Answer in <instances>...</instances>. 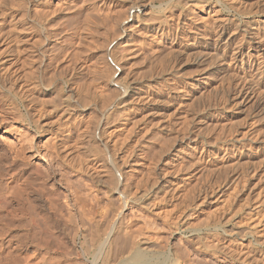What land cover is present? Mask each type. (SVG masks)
<instances>
[{"label": "rangeland", "instance_id": "obj_1", "mask_svg": "<svg viewBox=\"0 0 264 264\" xmlns=\"http://www.w3.org/2000/svg\"><path fill=\"white\" fill-rule=\"evenodd\" d=\"M42 7L54 20L45 46L60 61L48 71L63 67L49 91L36 89L29 66L42 39L30 31L29 14ZM126 18L131 28L119 37ZM0 60L2 81H19L17 100L0 93V141L14 160L38 166L49 187L68 191L66 202L105 191L81 179L77 132L63 145L52 137L102 118L119 77L130 95L108 126L99 120L96 136L131 148L127 177L146 200L141 206L132 197L127 210H141L144 234L169 239L166 250L183 255L180 264H264V0H0ZM61 91L88 98L79 116L64 111Z\"/></svg>", "mask_w": 264, "mask_h": 264}, {"label": "bare ground", "instance_id": "obj_2", "mask_svg": "<svg viewBox=\"0 0 264 264\" xmlns=\"http://www.w3.org/2000/svg\"><path fill=\"white\" fill-rule=\"evenodd\" d=\"M43 4H44L43 6H46L45 3ZM22 6H24V3L23 5L21 4V7ZM43 9L44 8L42 7V9H39L40 12L37 11L38 13L36 12L34 14L33 12H30L29 14V18L32 22L31 25L32 28L30 31L32 32L34 37L35 36L42 37L41 39L42 41L40 39H39L40 41L37 40L38 38L34 39L37 41H34L35 43L33 42L35 44L32 47L34 49V53H33L34 55L31 57V62H30L31 65L29 64V66H32L31 68L32 70H30V77L33 79L36 89L37 87H40V89L43 88V90L49 91L50 90L49 86H53L57 82L56 80L60 79L61 75H63L62 74L63 70H61L63 67L60 68L61 66L58 65L59 68L57 69V66H55L57 72L55 71L53 74L51 73L52 75L48 71V69H51V66L54 64L53 63L54 61L55 64L59 63L60 61L58 62L56 57L53 58L51 55H49L46 49L47 44L51 40L52 29L54 28V27L51 28L52 26L51 23L54 20H50L48 16L49 14H47V12L45 11H42ZM96 10H98V8ZM103 17L107 18L105 17V15ZM136 17L139 18V15H136ZM128 19L129 18H126L123 21L122 25H120L122 29L120 31V35H118L119 37H124L123 33L121 32L125 33L129 28H131L128 27L127 26L128 24H126L127 22H125ZM112 41L114 40L112 39L111 42ZM45 43H47L46 46ZM115 47H111V48H115ZM117 48L119 47L117 46ZM115 51L116 49H114L113 51L110 50V52L105 54H107L108 57L110 56L111 58H113L114 57L113 53H115L116 55ZM119 51L120 50H118L117 52ZM118 57L121 58V60L126 59L123 53ZM115 59L118 60L117 57H115L114 60ZM111 60L114 63L113 59ZM6 63L7 62L5 60H0V68L2 65ZM116 65L117 64L114 63L113 66L116 67ZM57 76L58 78L56 79ZM124 77H122V81H124ZM118 78L116 80L114 79L115 81H113L112 79L111 80L112 82H115V84H117L118 87L121 88L117 87L118 90H116L117 92L115 91L116 93L112 94L114 92L113 91L111 92V95H109V97L106 96L107 98L105 97V99L102 101L103 102L102 110L100 109L101 110L100 117H102L104 122H106L107 124L106 126H108V123H110L113 119H115V117L120 112L121 107H123L126 101L128 100L126 98L130 95V94H126V91L123 90L125 88H123L121 85V81H120L121 78L120 80ZM2 80L3 79L0 78V93L2 91L3 94L6 95L8 94L9 99L17 100V98L19 97L18 92H16V88L19 85L17 84L18 80L16 79L13 82H9L7 84L4 83L5 80L4 81ZM3 83L5 85H3ZM40 89H38L39 92ZM58 89L60 90V87ZM51 90H53V88ZM63 93L64 92L61 91L58 97L62 100L63 102L62 104H64L65 112L70 114L71 113L77 114L78 111L87 107L84 101H88V98H86L87 100L83 101L84 98L81 99V97H76L73 95H68ZM36 119L33 117H29L30 123L32 125H36L37 128L40 129L41 124ZM96 119H95L96 123H94L93 121L92 123H88L85 126L83 124L82 126L84 127L81 128L78 127L79 124L76 125V128H73L72 125L69 126L66 136L54 135L55 137L54 136L52 137L54 138V140H57L56 144H58V142L62 144L63 140L65 139L66 141V138H68L70 133L73 132L72 130H74L77 132L79 138L82 140L81 142H79L81 147L79 146L78 148V150L81 152L82 157L80 156L81 157L80 158L79 156H77L78 154H76L77 152L76 150H74L76 152L72 150L74 154H76V156L78 157L77 159L80 158L79 163H81V166L79 167H81V170L80 169L79 170L81 171L80 172L81 174L80 176H82L81 179L84 178L88 180V182L91 181L93 184L103 187L105 191L103 192V195L101 197L97 196L98 195L97 192L94 191L97 195L94 198L91 196V198H93L92 200L90 199V197L88 199V196L85 197V195L83 194L85 199L86 198L88 199V201L86 199V201L84 200V202L83 200L80 201V199H82L81 198L82 196L81 194L79 195L78 193L79 191L77 192V195L79 196H77L76 193L75 195L77 196V198L79 197L80 199L76 200L75 197L76 201L71 200V202H69L67 200L68 202H66L65 199L68 191L66 192V196H64L63 191L60 190L59 188H56L54 184H52V186L54 185L53 188L49 187L44 173L38 166L27 165L24 161L26 160L29 161V159H27V157L25 158V156L23 155H22L23 160L21 159L19 160L23 161L24 163L21 161H17L18 160L17 155H16L17 160H14L15 156L13 157V154H11L12 152L11 151L9 152L7 147H5L4 144L0 141V264H180V259L183 260V255L180 258L176 252L171 254L169 251L166 250L165 243H167L169 239L167 240V238H165L161 234H157L158 232L155 234L156 235L155 237L154 235L153 237L150 236L148 237L144 234L147 227H145V224L143 223L145 222V220L143 221V219L144 218L146 219V217L144 218L141 217L143 222L138 220L140 217H138L137 219V216L140 215L141 210L138 209L139 213L136 212L137 209L136 210L133 209L135 210V212L131 210V212L134 214H132L127 210L129 207L128 202H131L132 197L134 203H138L139 205L144 204L145 202L143 201L146 200V195H145L146 193L142 195L141 193L138 194L137 192L132 191L130 187L131 179L129 180L127 177L129 170L126 171V169H129L128 166L129 165L131 166L132 163V157L130 155L131 153H129V149L131 148L128 149V147H130L129 145L128 147L126 146L124 148L121 147L123 148L121 149L118 145L116 146L115 144L113 147L112 145L111 147L108 146L109 143L106 144V142H103L104 143L103 144L101 142L102 139L100 141L99 137L96 136V131H98L97 129H99V126L101 125V123L99 124L101 120L99 119L100 120L99 121L98 118ZM52 138L51 139L48 138L49 140L46 139L47 142L51 140L53 141ZM80 139L78 140L80 141ZM73 141L75 142V140ZM119 142L124 143L123 141H119ZM45 144L47 145L46 142ZM53 144H54L53 147L55 148L56 144L54 141ZM132 150L134 149L132 148ZM73 152L71 154H73ZM19 154L21 155L23 153H19ZM78 184L74 186L79 187ZM91 190L92 187L89 191L91 192ZM98 191L100 192V189ZM90 192L87 193L90 194ZM72 194H70V196ZM115 195L116 197L119 195L120 197L119 201L118 199H115ZM148 195L149 194H147V196ZM146 205L144 206L147 208L148 205L147 206ZM135 213L139 215H136ZM141 215L144 216V214ZM155 224L156 223L153 222L152 225ZM153 229L154 227L152 228V231ZM151 234H153V232ZM210 246L211 245H209V247Z\"/></svg>", "mask_w": 264, "mask_h": 264}]
</instances>
